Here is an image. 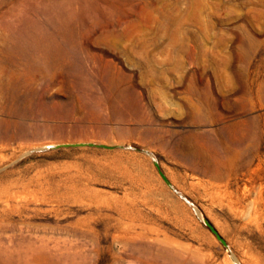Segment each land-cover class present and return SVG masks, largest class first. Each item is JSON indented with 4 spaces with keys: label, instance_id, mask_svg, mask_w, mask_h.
Here are the masks:
<instances>
[{
    "label": "rangeland",
    "instance_id": "374dc122",
    "mask_svg": "<svg viewBox=\"0 0 264 264\" xmlns=\"http://www.w3.org/2000/svg\"><path fill=\"white\" fill-rule=\"evenodd\" d=\"M237 263L264 264V0H0V264Z\"/></svg>",
    "mask_w": 264,
    "mask_h": 264
},
{
    "label": "water",
    "instance_id": "95a60500",
    "mask_svg": "<svg viewBox=\"0 0 264 264\" xmlns=\"http://www.w3.org/2000/svg\"><path fill=\"white\" fill-rule=\"evenodd\" d=\"M85 144H87V145H95V146H102V147H114L116 145H119V146L122 145V144H111V143H99V142H94V141H70V142H57V143L51 144L50 146H52V147H58V146L85 145ZM156 164H157V162H156ZM162 175L164 176V178L166 180H168L163 173H162ZM204 221L208 225V227L216 234V236L223 243H226V241L224 240V238L217 233V231L213 227V225L207 219H204Z\"/></svg>",
    "mask_w": 264,
    "mask_h": 264
},
{
    "label": "bare ground",
    "instance_id": "6f19581e",
    "mask_svg": "<svg viewBox=\"0 0 264 264\" xmlns=\"http://www.w3.org/2000/svg\"><path fill=\"white\" fill-rule=\"evenodd\" d=\"M58 56V55H57ZM237 264H241V263H237Z\"/></svg>",
    "mask_w": 264,
    "mask_h": 264
}]
</instances>
